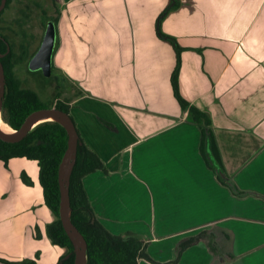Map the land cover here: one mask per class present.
<instances>
[{"label": "crops", "instance_id": "obj_1", "mask_svg": "<svg viewBox=\"0 0 264 264\" xmlns=\"http://www.w3.org/2000/svg\"><path fill=\"white\" fill-rule=\"evenodd\" d=\"M175 1L55 0L53 60H78L64 67L81 75L71 110L106 167L85 187L104 224L142 235L160 263L216 228L224 253L201 240L169 264H264V0ZM166 10L162 30L182 48L181 93L211 115L224 171L249 195H231L200 152V128L174 93L177 49L157 32ZM55 218L38 161L0 160V257L12 261L0 264H59Z\"/></svg>", "mask_w": 264, "mask_h": 264}, {"label": "trees", "instance_id": "obj_2", "mask_svg": "<svg viewBox=\"0 0 264 264\" xmlns=\"http://www.w3.org/2000/svg\"><path fill=\"white\" fill-rule=\"evenodd\" d=\"M13 2L14 0H7L5 7L0 11V53L3 54L1 60L6 74L3 119L13 128L18 129L33 111L43 107L56 106L67 111L77 126L70 102L58 99L54 105L46 104L39 92L33 87L25 86L18 76L16 72L17 64L24 60L29 61L40 44L31 51V44L23 40L19 44L20 51H16V42H14L7 31L10 27L3 24L5 22V13ZM175 2L173 0V3ZM1 3L2 0H0V5ZM42 11L45 15L44 17L47 16L46 20H44V25L47 26L50 19H53L56 23L58 22V15H49L45 8H42ZM167 11L162 13L161 19L157 22V32L159 36L169 38L177 49V65L172 75L175 96L183 109L189 111V120L196 123L200 128V152L208 166L214 168L219 181L227 185L226 179L220 173L222 171L219 170L221 168L225 172L221 150L212 125V117L206 110L191 104L181 93L179 75L182 48L176 38L165 33L161 27L162 17ZM8 46H10L9 51ZM77 129L79 132V143L70 182L71 218L87 242V264H138L141 259H146L153 264H169L178 262L185 249L201 240L207 241L215 254L224 253L218 244L220 235L218 230L205 229L179 242L175 260L160 263L150 255L148 251L149 241L142 235L134 231L116 233L110 230L96 214L84 184L86 175L106 167L101 156L86 141L78 126ZM68 141L69 131L67 127L57 120H45L38 123L23 139L17 142L0 138V160H3L6 166L9 165V161L13 157H27L35 159L39 163L40 183L43 187L45 202L56 215V218L48 225L49 234L53 242L66 250L59 264H75L76 257L73 240L60 218V167L68 148ZM0 261L12 262L2 257H0ZM21 262L38 264L35 259H24Z\"/></svg>", "mask_w": 264, "mask_h": 264}, {"label": "rangeland", "instance_id": "obj_3", "mask_svg": "<svg viewBox=\"0 0 264 264\" xmlns=\"http://www.w3.org/2000/svg\"><path fill=\"white\" fill-rule=\"evenodd\" d=\"M58 6V3H55L54 0H14L5 13L3 24L10 27L7 31L16 42L17 52L20 51L19 44L23 40L31 44V51L41 43L46 30L44 20L47 18V16L44 17L42 8L47 9L49 15L57 16ZM28 62V60H24L16 66V72L25 86L36 89L46 104L54 105L58 99H61L70 102L71 106L75 105V100L83 93V90H81V75L69 74L68 70H64V67L69 66L72 62L77 67L78 60L55 58L51 76H45L40 69H30ZM220 173L226 179L229 187L226 184L224 185L230 189L231 195H249V192L246 193L234 185L233 175L230 172Z\"/></svg>", "mask_w": 264, "mask_h": 264}, {"label": "water", "instance_id": "obj_4", "mask_svg": "<svg viewBox=\"0 0 264 264\" xmlns=\"http://www.w3.org/2000/svg\"><path fill=\"white\" fill-rule=\"evenodd\" d=\"M7 0H2L0 5V11L5 7ZM57 25L53 19L48 20L46 30L44 32L43 39L29 60V68L32 70H42L45 76H51L53 71L54 52L57 44ZM10 46H8V51ZM3 56L0 53V111L1 117L3 116V98L6 91V74L5 67L1 60ZM48 114H59L64 118V125L69 131L68 148L64 155L61 167H60V188H61V202H60V218L71 236L74 248H75V264H87V242L79 230L74 224L71 218V204H70V182L71 174L77 157L78 143H79V132L72 116L65 110L60 109L56 106L43 107L33 111L24 121L22 126L15 129L13 133L4 132L0 128V138L17 142L23 139L26 134L38 123L31 126L32 121L37 116H43ZM3 118V117H2ZM44 121V120H43ZM6 122V121H5ZM42 122V121H41ZM68 256V255H67Z\"/></svg>", "mask_w": 264, "mask_h": 264}, {"label": "bare ground", "instance_id": "obj_5", "mask_svg": "<svg viewBox=\"0 0 264 264\" xmlns=\"http://www.w3.org/2000/svg\"><path fill=\"white\" fill-rule=\"evenodd\" d=\"M3 117V116H2ZM1 117V111H0V128L7 133H13L15 132L14 128L8 124L7 122H5V120ZM45 121V120H57L60 122H65L64 118L59 115V114H48V115H43V116H37L31 123V126L35 125L38 122L41 121Z\"/></svg>", "mask_w": 264, "mask_h": 264}]
</instances>
